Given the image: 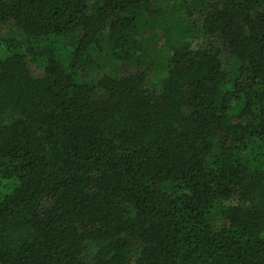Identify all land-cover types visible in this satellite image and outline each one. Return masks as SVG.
<instances>
[{
  "label": "trees",
  "instance_id": "trees-1",
  "mask_svg": "<svg viewBox=\"0 0 264 264\" xmlns=\"http://www.w3.org/2000/svg\"><path fill=\"white\" fill-rule=\"evenodd\" d=\"M0 264H264V0H0Z\"/></svg>",
  "mask_w": 264,
  "mask_h": 264
},
{
  "label": "rangeland",
  "instance_id": "rangeland-1",
  "mask_svg": "<svg viewBox=\"0 0 264 264\" xmlns=\"http://www.w3.org/2000/svg\"><path fill=\"white\" fill-rule=\"evenodd\" d=\"M200 35H201L200 32L195 31V32L193 33V42H197V41H199V39H200ZM39 67H40V69H43V67H44V63L39 64ZM88 80H92V79H88ZM147 87H148L149 89H153V88L156 89V88H157L156 80H155L154 78L149 79L148 82H147Z\"/></svg>",
  "mask_w": 264,
  "mask_h": 264
}]
</instances>
